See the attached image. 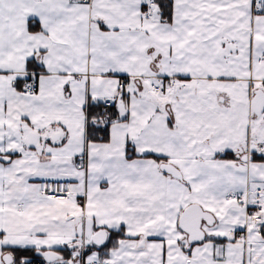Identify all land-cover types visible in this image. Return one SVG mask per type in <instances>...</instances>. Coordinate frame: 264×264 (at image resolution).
Segmentation results:
<instances>
[{
    "label": "snow or ice",
    "instance_id": "1",
    "mask_svg": "<svg viewBox=\"0 0 264 264\" xmlns=\"http://www.w3.org/2000/svg\"><path fill=\"white\" fill-rule=\"evenodd\" d=\"M0 264H264V0H0Z\"/></svg>",
    "mask_w": 264,
    "mask_h": 264
}]
</instances>
